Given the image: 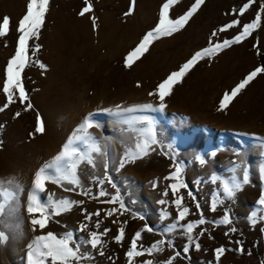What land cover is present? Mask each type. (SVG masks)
Returning a JSON list of instances; mask_svg holds the SVG:
<instances>
[{
  "label": "rangeland",
  "instance_id": "obj_1",
  "mask_svg": "<svg viewBox=\"0 0 264 264\" xmlns=\"http://www.w3.org/2000/svg\"><path fill=\"white\" fill-rule=\"evenodd\" d=\"M165 2L135 0L132 14L125 15L132 0H50L38 37L29 40V60L22 72L27 100L21 103L17 93L9 104L2 91L6 66L18 46L19 23L29 0H0V24L9 18L8 31L0 36V181L15 193L0 214V231L7 236L0 244V264H28L29 245L37 237L52 233L60 238L69 232L73 246L79 245L85 257L79 264H129L126 253L137 232L141 233L138 245L144 249L158 241L164 243L161 251L136 257L133 264L147 260L167 264L170 258L171 264H264V206L259 203L264 194V71L225 108L233 109L238 118L250 117L252 110L257 115L251 123L244 120L239 125L224 126L240 130L221 129L222 124L214 126L213 122L205 127L200 125L201 119L196 125L186 126L185 115L170 112L167 106L159 110L160 102L149 95L156 92L158 85L144 88L133 77L137 70L149 69L163 82L196 52L208 47L210 40L222 42L237 35L244 24L254 21L264 0H256L243 16L238 15V10L248 0H205L181 31L153 40L132 67H126V57L159 23ZM193 3L194 0H178L170 9V18L183 15ZM89 5L91 11L81 16L79 13ZM233 10L237 15L231 14ZM235 19L241 21L240 26L219 32ZM213 32L218 35L213 37ZM217 65H223L226 72H211V67ZM257 68H264V13L248 38L200 60L181 84L187 80L199 84L193 86L199 88L213 110L220 106L225 93ZM146 104L153 105V109L126 111ZM88 117L95 125L89 133L100 148L99 154H92L95 167L80 164L79 186L66 181L49 182L44 191L38 192L43 203H49V198L80 203L70 211L52 215L45 228L36 226L34 230L30 222L34 217L27 207L35 174L53 161ZM143 117L153 121L159 143L142 159L121 168V159L136 151L142 138L141 130L146 125L139 121ZM39 122L43 123V133L35 131ZM199 137H206L205 141L194 149L192 145ZM177 166L181 167L179 179H166L175 175ZM173 183L184 185L175 195L170 187ZM225 184L239 185L233 197L224 196ZM101 190L108 195L100 197ZM85 191L87 195L81 194ZM117 195L116 203L106 202ZM179 197L190 210L180 224L205 220L192 233L200 244L199 250L193 243L184 252L189 241L179 226L166 231L177 223L174 201ZM161 200L165 203H159ZM120 201L128 211L120 209ZM213 201H217L215 211L211 210ZM112 209L120 211L107 215ZM97 212L99 215H94ZM165 212L167 218L162 219ZM225 214L230 223H221ZM253 214L255 224L250 222ZM82 224L87 225L84 231H80ZM146 226L152 231L145 230ZM121 228L124 236L117 242ZM105 229L109 231L101 235L102 243L97 248L82 243L89 239V233L101 234ZM221 247L226 251L217 262L216 250Z\"/></svg>",
  "mask_w": 264,
  "mask_h": 264
},
{
  "label": "snow or ice",
  "instance_id": "obj_2",
  "mask_svg": "<svg viewBox=\"0 0 264 264\" xmlns=\"http://www.w3.org/2000/svg\"><path fill=\"white\" fill-rule=\"evenodd\" d=\"M50 0H29L27 5V12L19 23L18 31L21 33L18 39V46L16 48L14 56L9 60L6 66V79L3 85V93L7 97L8 103L13 102L14 96L18 93V99L21 103H24L27 100V93L23 87L22 82V72L27 66L29 60V40L34 36L38 37L39 29L44 23V17L48 10ZM178 2V0H166V2L161 6L159 13V23L152 30L149 31L142 39L141 43L126 57L125 66L128 68L132 67L133 62L138 59L144 52H146L155 39L161 37H168L173 35L176 32L181 31L193 17V15L200 9L201 5L205 0H194V3L191 7L178 18H170V9ZM256 0H248L247 3L243 4L242 7L238 10V15L243 16L245 12L254 4ZM135 5V0H132V7L129 8V11L125 15H131ZM91 11V5L85 7L79 14L83 16L86 12ZM264 13V2L260 4L259 10L255 16L253 22L244 24L241 27L240 32L235 35L232 39H225L222 42L213 43L211 40L209 46L202 49L201 51L196 52L187 62H185L178 71H174L169 76L158 85L156 92L149 93V95H156L160 101L159 110H163L166 105L164 103L165 98L171 94L173 87L181 83L184 76L202 59L206 57H212L218 54L220 51L224 50L226 47H230L233 44L241 43L244 39L248 38L251 33L256 30L261 22V14ZM232 15H237V11L233 10ZM93 27L96 25L95 18H92ZM241 21L235 19L229 24L222 26L219 29V32H225L228 29L233 27L240 26ZM9 28V18L5 17L2 24H0V36L6 35ZM217 32H213L212 36L216 37ZM38 50V46L37 49ZM43 68V65H41ZM264 71V68H257L255 71L251 72L237 87L232 89L230 93H225L222 101L220 103L218 110H224L227 105L244 89L260 72ZM7 107V104L5 105ZM31 105L28 104V108ZM153 109V105L146 104L140 106L139 109L129 108L126 109L128 112ZM3 110V109H0ZM25 110H28L27 108ZM117 110H121V106L117 105ZM111 112V110H107ZM17 116L20 114L17 113ZM142 124H145L146 127L142 129V138L140 142L136 144V151L132 153H126L125 156L120 161V167H124L125 163H134L137 159H142L144 156L149 154V150L153 145L159 143L157 139V133L153 126V121L147 117L141 118L139 121ZM94 123L91 117L85 118L82 124L74 131L73 136L68 139V141L63 145L61 152L53 159L52 162H49L42 166L35 174L34 177V191L29 197L27 211L29 215L34 218L30 221L35 230L36 226L40 229L46 227L49 218L52 215H60L63 212L70 211L73 206L80 202L70 201L68 199H61L59 201H53L49 198V203H43L38 198V192L44 191L47 183H56L60 184L62 181H66L69 184L79 186V178L77 175V170L81 163H88L92 167H95L93 153L99 154L100 148L96 144L95 140L89 133V129L94 127ZM43 123L39 122L35 131L37 133L44 132ZM80 145L84 147L81 148ZM86 149V151H85ZM199 159V158H198ZM200 163L203 164L204 160L200 159ZM181 173V167H176L175 175L167 177L166 179H179V174ZM109 182H111L109 180ZM245 183H247V176H245ZM9 184L12 182L9 181ZM102 183V182H101ZM155 186V185H154ZM182 184L173 183L170 187L173 190V195L179 190L180 187H183ZM239 188V185L230 187L228 184L223 186V193L226 197H233L235 190ZM87 195L88 192L85 191L81 193ZM108 195L105 191L101 190L99 192L100 197ZM167 195V193H165ZM191 195V193H190ZM15 193L10 189L4 187V182L0 181V214L3 213V210L9 200L13 199ZM95 198V197H94ZM119 201V196H114L111 200L106 201L108 203H116ZM159 203L163 204L165 201L161 200ZM177 208V223L169 225L166 231H174L179 226L186 233L188 244L184 247V252L187 253L189 246L195 244V248L199 250L200 244L195 241L192 233L194 230L199 227V225L205 223V220L201 218L197 222H189L186 225L180 224V221H184L186 216L190 213L188 207L183 206V197H179L174 201ZM260 205L264 206V194H262L259 201ZM217 201H213L211 204V210L215 211ZM197 208L199 205L197 204ZM120 209L123 211H128L124 206L123 202L120 201ZM120 209H112L107 212V215L111 216L115 214ZM123 214V212H121ZM94 215H99V212L94 213ZM167 213L165 212L162 216L167 218ZM91 219V216L86 217ZM142 218V217H141ZM230 218L227 214L223 217L221 223H230ZM250 222L255 224L256 217L253 214L250 217ZM87 225L82 224L80 226V231H84ZM97 227L99 225L97 224ZM147 231H152L150 227L146 226ZM109 231L105 229L104 233L98 234L97 232L89 233V239L83 241L82 243L90 244L93 249L97 248L101 243V235H104ZM235 231V229H232ZM227 234V233H226ZM202 235V233H201ZM124 230L121 228L119 230V235L116 237L117 242H120L123 239ZM141 238V233L137 232L134 239L131 242L130 249L126 253V257L129 261V264H133V261L136 257L143 255H153L162 250L161 245L164 241H158L153 244L150 248L144 249L142 245H138V241ZM7 240V236L3 231H0V244L4 243ZM239 243V242H238ZM73 235L71 232L64 234L63 237L57 238L54 234L49 233L46 236H40L36 238V241L33 245H29V252L27 254L28 264H46V261L50 260L51 264H73V261L79 264V261L85 257L80 253V246H73ZM226 251L223 247L216 250V260L217 262L220 259V256ZM242 251V249H240ZM103 255V252H101ZM179 255V253H177ZM143 264H153L152 260L144 261ZM171 264V258L167 262Z\"/></svg>",
  "mask_w": 264,
  "mask_h": 264
},
{
  "label": "bare ground",
  "instance_id": "obj_3",
  "mask_svg": "<svg viewBox=\"0 0 264 264\" xmlns=\"http://www.w3.org/2000/svg\"><path fill=\"white\" fill-rule=\"evenodd\" d=\"M53 62H55V60H53ZM65 64H66V61H65ZM222 67L223 65L213 66L211 67L210 71L214 72V74L217 75V73L220 74V72L225 71V70H222ZM158 76L159 74H156L149 69L137 70L133 74V77L136 80H138L139 83L144 88L146 87L154 88L156 85H159L161 79ZM183 82L184 84H181L182 83L181 82L172 89L171 94L165 98L164 103L168 107L170 112H178L182 116L185 115L186 119H184V122L186 123V126L190 127V126L196 125V122H201L200 121L201 119L203 121H202V124L200 125H205V127H208L206 124L213 122L214 126H216L217 124L218 125L222 124L223 126L221 125V127H219L221 129L228 128L231 130H240V129H235L233 127H224V126L225 125H239L245 122L246 120L249 123H251L253 119L257 116L255 115L253 110L251 111L252 115L250 117L243 115L240 118L237 117V114L235 115L233 109H228V110L224 109L221 111V110H218L219 107H216L215 109L210 110L208 101L205 100L204 95L201 94V91L199 90L198 87L193 86V85H199V84H195L194 81H192V84H191V81L189 80L183 81ZM154 97L157 101H159L156 95H154ZM174 115H176V113H174ZM206 120H208L209 122ZM209 136L210 135L208 134L206 135V137H209ZM206 137H199L198 139H196L192 145L193 148L197 143L204 142ZM249 149H250V152L254 151L253 148L248 147V150Z\"/></svg>",
  "mask_w": 264,
  "mask_h": 264
}]
</instances>
